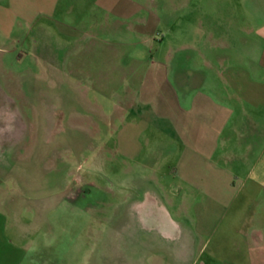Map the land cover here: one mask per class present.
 <instances>
[{
    "label": "rangeland",
    "instance_id": "1",
    "mask_svg": "<svg viewBox=\"0 0 264 264\" xmlns=\"http://www.w3.org/2000/svg\"><path fill=\"white\" fill-rule=\"evenodd\" d=\"M263 30L264 0H0V264L203 260L157 111Z\"/></svg>",
    "mask_w": 264,
    "mask_h": 264
},
{
    "label": "crops",
    "instance_id": "2",
    "mask_svg": "<svg viewBox=\"0 0 264 264\" xmlns=\"http://www.w3.org/2000/svg\"><path fill=\"white\" fill-rule=\"evenodd\" d=\"M260 34V57L229 49L217 52L214 64L211 49L203 51L216 79L195 71L179 76L185 95L171 93L170 110L157 111L183 149L175 179L184 182L188 222L170 216L169 223L185 230L205 256L191 264H264V30ZM150 196L162 206L160 194Z\"/></svg>",
    "mask_w": 264,
    "mask_h": 264
}]
</instances>
